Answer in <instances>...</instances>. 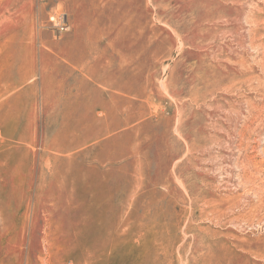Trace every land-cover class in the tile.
Instances as JSON below:
<instances>
[{"label": "rangeland", "instance_id": "1", "mask_svg": "<svg viewBox=\"0 0 264 264\" xmlns=\"http://www.w3.org/2000/svg\"><path fill=\"white\" fill-rule=\"evenodd\" d=\"M0 264H264V0H0Z\"/></svg>", "mask_w": 264, "mask_h": 264}, {"label": "built area", "instance_id": "2", "mask_svg": "<svg viewBox=\"0 0 264 264\" xmlns=\"http://www.w3.org/2000/svg\"><path fill=\"white\" fill-rule=\"evenodd\" d=\"M50 23L52 28L60 34L67 32L71 27L68 14L65 12L53 14L50 17Z\"/></svg>", "mask_w": 264, "mask_h": 264}]
</instances>
